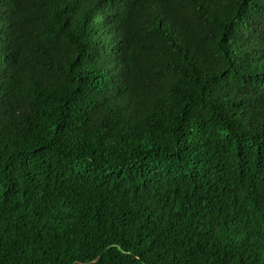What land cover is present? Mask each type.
Returning a JSON list of instances; mask_svg holds the SVG:
<instances>
[{
    "label": "trees",
    "instance_id": "trees-1",
    "mask_svg": "<svg viewBox=\"0 0 264 264\" xmlns=\"http://www.w3.org/2000/svg\"><path fill=\"white\" fill-rule=\"evenodd\" d=\"M0 264H264V0H0Z\"/></svg>",
    "mask_w": 264,
    "mask_h": 264
}]
</instances>
